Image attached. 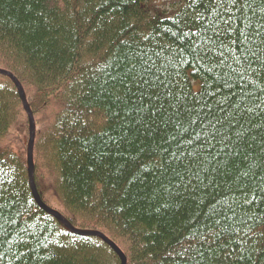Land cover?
I'll use <instances>...</instances> for the list:
<instances>
[{"label":"trees","instance_id":"trees-1","mask_svg":"<svg viewBox=\"0 0 264 264\" xmlns=\"http://www.w3.org/2000/svg\"><path fill=\"white\" fill-rule=\"evenodd\" d=\"M215 4L0 0V264H264V2Z\"/></svg>","mask_w":264,"mask_h":264},{"label":"water","instance_id":"water-1","mask_svg":"<svg viewBox=\"0 0 264 264\" xmlns=\"http://www.w3.org/2000/svg\"><path fill=\"white\" fill-rule=\"evenodd\" d=\"M0 74H4L6 76H9L13 83L15 84L16 88L18 90H20L19 88V84L17 83V80L14 78V76L12 74H10V72H5L3 70H0ZM19 95L21 96V100H22V103L25 107V110L29 116V140H28V145H27V148H28V152H27V158H28V165H29V169L32 167V150H33V141H34V137H33V129H34V126H33V116H31L30 114V111L28 110V107L25 103V99H24V95L21 93V91L19 92ZM29 179H30V184H31V190H32V194H33V197H34V200L37 201L38 205L44 210V211H50L56 218H58L60 221H62V223L67 227V228H70L72 229L73 231H75L76 233H79L80 231H76L74 230L66 221L62 220L60 215L56 212H54L53 210H50V209H47L44 207L43 203L41 202V200H39L38 198V195H37V191L35 190L34 188V184H33V179H32V173L30 172L29 174ZM82 234H85L84 232H81ZM89 234H92V233H89ZM89 234H86V235H89ZM93 234H96V233H93ZM98 235L99 237L101 236V238L104 239V236L102 234H96ZM108 245L110 246V248H112L119 260L121 261V264H126V260H125V256L123 254V252H121V250H119L114 244L113 242H109L108 240H106Z\"/></svg>","mask_w":264,"mask_h":264},{"label":"rangeland","instance_id":"rangeland-1","mask_svg":"<svg viewBox=\"0 0 264 264\" xmlns=\"http://www.w3.org/2000/svg\"><path fill=\"white\" fill-rule=\"evenodd\" d=\"M172 1H174V0H147L148 4H152V5L156 4L160 8H162V5H163V8L164 9L166 8V14L167 15H172L173 11L175 10V8H171V6H170ZM193 87L195 88V90H197L198 84L194 83ZM10 139H11L10 136H7V137H5V140L0 141V149L3 148L4 146L5 147L10 146ZM12 145H14V144H12ZM46 197H47V200L49 202L50 207L53 210H55V211L57 210L60 213L66 214L65 210H63L59 201L57 199L55 200L51 193L47 192Z\"/></svg>","mask_w":264,"mask_h":264},{"label":"snow or ice","instance_id":"snow-or-ice-1","mask_svg":"<svg viewBox=\"0 0 264 264\" xmlns=\"http://www.w3.org/2000/svg\"><path fill=\"white\" fill-rule=\"evenodd\" d=\"M262 2H264V0H262ZM223 3H228V4H231L232 6L235 7L238 5L242 6L244 4H247V0H216L215 6L219 7ZM229 19H231V17H229ZM225 23H227V21H225ZM193 35H194V33H193ZM220 35H221V33L218 32L217 36H220ZM194 51H196V50H194ZM146 71H147V69H146ZM156 81H158L159 83L157 84L154 82L152 85L153 87H163V88L167 87V84L164 81L160 80L159 77H156ZM148 83H149L148 80H144V84H148ZM225 86H227V85H225ZM150 99H151V97H150ZM252 228H255V224L252 225ZM252 228H250L249 231H251Z\"/></svg>","mask_w":264,"mask_h":264},{"label":"bare ground","instance_id":"bare-ground-1","mask_svg":"<svg viewBox=\"0 0 264 264\" xmlns=\"http://www.w3.org/2000/svg\"><path fill=\"white\" fill-rule=\"evenodd\" d=\"M98 234V233H97ZM101 237V236H100ZM103 239V238H102Z\"/></svg>","mask_w":264,"mask_h":264}]
</instances>
